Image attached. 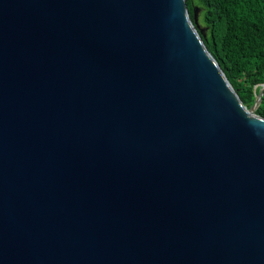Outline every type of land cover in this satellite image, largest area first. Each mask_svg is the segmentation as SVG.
Returning <instances> with one entry per match:
<instances>
[{"label": "water", "instance_id": "1", "mask_svg": "<svg viewBox=\"0 0 264 264\" xmlns=\"http://www.w3.org/2000/svg\"><path fill=\"white\" fill-rule=\"evenodd\" d=\"M263 94L187 0H0V264H264Z\"/></svg>", "mask_w": 264, "mask_h": 264}, {"label": "trees", "instance_id": "2", "mask_svg": "<svg viewBox=\"0 0 264 264\" xmlns=\"http://www.w3.org/2000/svg\"><path fill=\"white\" fill-rule=\"evenodd\" d=\"M187 4L207 48L244 104L252 107L264 85V0H187ZM256 113L264 118V94Z\"/></svg>", "mask_w": 264, "mask_h": 264}]
</instances>
